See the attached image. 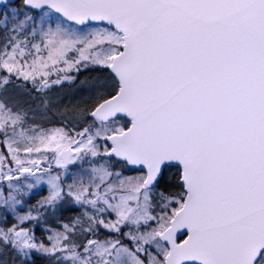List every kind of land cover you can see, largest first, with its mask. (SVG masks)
<instances>
[{
    "label": "snow or ice",
    "instance_id": "snow-or-ice-1",
    "mask_svg": "<svg viewBox=\"0 0 264 264\" xmlns=\"http://www.w3.org/2000/svg\"><path fill=\"white\" fill-rule=\"evenodd\" d=\"M0 264H264V0H0Z\"/></svg>",
    "mask_w": 264,
    "mask_h": 264
},
{
    "label": "flooded vegetation",
    "instance_id": "flooded-vegetation-1",
    "mask_svg": "<svg viewBox=\"0 0 264 264\" xmlns=\"http://www.w3.org/2000/svg\"><path fill=\"white\" fill-rule=\"evenodd\" d=\"M65 215H68L67 213H65Z\"/></svg>",
    "mask_w": 264,
    "mask_h": 264
},
{
    "label": "trees",
    "instance_id": "trees-1",
    "mask_svg": "<svg viewBox=\"0 0 264 264\" xmlns=\"http://www.w3.org/2000/svg\"><path fill=\"white\" fill-rule=\"evenodd\" d=\"M39 231V230H38Z\"/></svg>",
    "mask_w": 264,
    "mask_h": 264
}]
</instances>
